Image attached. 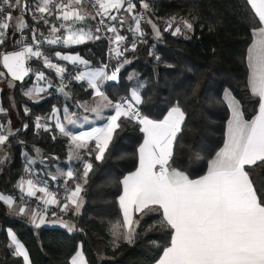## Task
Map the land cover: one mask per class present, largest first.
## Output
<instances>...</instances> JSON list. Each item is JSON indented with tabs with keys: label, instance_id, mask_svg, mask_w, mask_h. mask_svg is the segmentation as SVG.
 Wrapping results in <instances>:
<instances>
[{
	"label": "snow or ice",
	"instance_id": "obj_1",
	"mask_svg": "<svg viewBox=\"0 0 264 264\" xmlns=\"http://www.w3.org/2000/svg\"><path fill=\"white\" fill-rule=\"evenodd\" d=\"M139 2L147 12L149 3L146 0ZM247 3L258 17V25L252 29L254 40L247 50L246 57L249 68L248 86L252 96L258 98V111L250 121L246 120L240 102L226 89L223 100L228 104L231 117L227 123L223 147L209 162L206 175L199 179H189L182 171L170 165L174 143L182 131L185 119V113L179 104L174 105L162 120H152L142 115L138 105L143 103L140 95L143 84L137 80L135 73L128 76L129 81L137 80L128 97L113 102L103 90L105 82L117 81L121 69L131 63L124 57V53L129 50L134 52L137 42H146L142 22L151 25L157 39L161 37L160 27L142 13L136 12L133 0H94L95 14L81 10L83 0H35L34 6L29 5V0H0V44L5 42L9 22L13 19L12 13L17 10L20 12L15 18V30L21 34V39L17 41L20 48L3 54L0 58L3 67L12 77L9 87H15L14 81H24L31 73L36 82L24 90V95L29 99H42L41 94H49L48 89L52 88L67 99H72L68 83L73 80L85 82L98 99L91 106L87 101L77 100L75 107L95 114L97 119H105L103 112L107 108L114 112L106 117L107 122L103 127L93 128L78 135L73 134L68 126L89 122L88 115L80 117L65 106L61 119V109L53 106L50 116H37L35 127L45 132L51 131L53 125L42 121H55V129L69 140V161L79 160L82 173L70 167L66 171L57 168L55 174L47 173L53 181L63 178L66 195L61 201L58 193L49 189L47 180H42L39 174L33 171L31 165L37 163L36 157H29L25 152V172L34 178L21 177L17 185L21 193L19 204L12 195L0 194V201L8 208L14 209L18 215L27 216L37 229L53 223L59 224L68 232L76 231L74 223L65 220L63 216L57 217L56 212H51L55 219L49 220V206H58L64 215H67L69 210L73 215L80 213L84 203V185L88 183L89 174L93 171V163L85 159V155L91 157L95 153L94 159L102 160L114 134L121 127V118H124L141 125L140 131L144 133V140L138 149V167L121 182L123 194L119 196L118 202L123 220L114 226L113 246L118 247L120 240L132 243L137 234L136 229L143 227L141 220L151 212H162L159 224L171 229V239L170 246L164 250L159 264H264V192H260L254 185L250 175L254 166L264 164V0H247ZM121 9L131 17L133 23L129 25V31L136 35L130 49L121 48L127 37L119 34L117 25L105 22L117 21L123 27L127 18L112 15L113 10L119 13ZM25 13H30L34 21H43L48 25L49 34L45 36L39 33L38 38L37 30L33 28L29 42L24 34L25 29L29 27L24 19ZM98 16V23L103 26L104 31L114 34L109 38L110 43L115 45L110 51L114 53L118 63L113 66L111 72L108 71V64L92 68L90 62L78 54L42 50L45 43L50 46H72L101 39L98 35L101 27L89 26L87 23L88 20H96ZM48 17H54L59 23H53ZM165 24V31L172 30L175 25L171 32L173 36L180 35L185 30L190 32L194 27L190 20H178L176 17L169 18ZM33 58L42 63L43 68L54 70L60 80L58 86L40 67L33 69L31 64L27 63ZM53 58L70 62L73 71L68 72L66 66L53 63ZM81 66L85 70H78ZM3 76L4 73L0 72V77ZM66 79L68 83H65ZM28 112L26 107L25 114ZM0 114L7 115V109L2 105ZM24 127L27 128V125ZM15 135L10 120L6 124L0 123V164L6 162L7 154L4 149L10 138ZM53 138L55 139V136ZM34 151L37 157H40V162L47 159L39 148ZM78 175L82 182H75L74 187H69L68 182L76 181ZM37 193L42 195L37 196ZM26 197L39 201L36 208L28 205ZM134 213L141 216L136 218ZM155 227L150 225L148 231L154 230ZM7 237L10 241L8 248L13 254L22 258L23 264H31L29 252L16 234L9 229ZM71 264H88L82 249L72 256Z\"/></svg>",
	"mask_w": 264,
	"mask_h": 264
},
{
	"label": "trees",
	"instance_id": "obj_2",
	"mask_svg": "<svg viewBox=\"0 0 264 264\" xmlns=\"http://www.w3.org/2000/svg\"><path fill=\"white\" fill-rule=\"evenodd\" d=\"M146 2L157 19L162 16L187 17L194 25L193 30L173 36L161 28V37L157 39L151 26L143 22L146 42L137 45L134 52H125L124 56L131 63L121 69L118 81L107 82L105 91L114 101L129 96L138 80L143 84L140 89L142 115L157 120L179 104L186 117L174 143L170 165L192 178L198 177L207 172L210 160L224 143L230 115L228 104L223 100L224 90L229 88L238 98L246 119H252L258 111V98L252 96L248 86L246 59L258 17L247 0ZM26 21L29 27L24 34L28 41H31V29L35 28L38 34L45 30L43 21H34L30 13H26ZM17 41L13 36L6 39L0 44V55L3 51L19 48ZM53 49L77 52L91 66H99L106 61L107 41L101 37L80 45L48 47L49 51ZM32 67H40L54 84H59L54 70L43 68L35 58ZM66 67L68 72L73 71L72 64H66ZM132 73L136 74L137 80H128ZM65 75L67 77L68 73ZM33 80L34 75H31L28 81L17 82L12 91L3 90L4 106L12 108L17 119L12 124L16 135L10 138L4 149L7 160L0 164V191L16 199L20 197L17 183L27 175L25 152L32 154L34 148L39 147L47 157L48 166L54 169L56 165L68 166V138L56 130L35 132L34 129L35 116L48 117L53 106L62 105L65 98L52 88L40 101L29 99L21 85ZM65 83H68L67 79ZM68 88L73 103L90 97L92 93L85 82L73 80L68 83ZM26 107L28 114H25ZM26 121L29 124L23 129ZM120 124L104 158L97 161L94 154L89 157L93 171L84 185L83 206L78 215L68 214L76 231L43 225L37 229L27 216L12 212L0 201V264H23L22 258L16 257L8 248V228H12L26 246L31 264H71V258L80 246L88 264H155L161 257L171 239V229L159 224L162 212H151L141 220L143 227L136 229L132 243L120 240L118 247L112 244L111 227L123 220L118 202L123 189L121 182L127 173L137 168L138 148L144 139L137 122L121 118ZM56 157L58 159H52ZM48 166L41 164L44 174L48 172ZM250 175L254 185L264 192V164L254 166ZM140 216L139 213L135 215L136 218ZM150 225H155V229L148 231Z\"/></svg>",
	"mask_w": 264,
	"mask_h": 264
},
{
	"label": "crops",
	"instance_id": "obj_3",
	"mask_svg": "<svg viewBox=\"0 0 264 264\" xmlns=\"http://www.w3.org/2000/svg\"><path fill=\"white\" fill-rule=\"evenodd\" d=\"M139 3V2H138ZM138 3H136V9H135V11L136 12H138V13H141V10H143V12H142V14L147 18V19H149V16H150V14H152L153 13V10H152V7L150 6L149 7V9L147 10V12H145V10L141 7V5H140V3L138 4ZM148 3V2H147ZM34 4H35V0H30L29 1V5L30 6H34ZM81 7V10L82 11H87V12H90V13H92V11H91V8L89 7V5L87 4V3H85L84 1H83V4L80 6ZM254 10V9H253ZM152 12V13H151ZM254 12H255V10H254ZM93 14V13H92ZM12 15H13V19H12V21H10L9 23H10V27H9V29L7 30V34H6V38H5V40L6 39H8V38H10V39H12V36L13 37H16L17 39H18V41L20 40V33H18V32H16V30H15V22H16V17L18 16V15H20V12L17 10V11H14L13 13H12ZM31 15V14H30ZM112 15H117V16H123V17H126L127 18V22L124 24V25H130V24H132L133 22H132V20H131V17H128V15H127V13H125L124 12V10L123 9H121L120 10V12L119 13H117L115 10H113L112 11ZM32 16V15H31ZM24 19H25V21H26V13H25V15H24ZM48 19L50 20V21H52L53 23H57L58 24V22L57 21H55L54 20V17H48ZM89 22H91V21H93V20H88ZM27 22V21H26ZM110 23L111 24H118L117 23V21H110ZM143 23V22H142ZM160 24H162V23H160ZM45 25V24H44ZM151 26V25H150ZM141 27H142V29H143V31H144V33H145V28L142 26V24H141ZM117 28H119V27H117ZM152 28V27H151ZM48 29H49V26L48 25H45V30L42 32L45 36H47L48 34H49V31H48ZM163 29H165L164 27H163ZM160 30H161V27H160ZM62 32H63V30H62ZM66 34V33H65ZM131 43H132V41L133 40H136V35L135 34H133V33H131ZM253 40H254V37H253V39H252V41H251V43L253 42ZM141 42H137V45H139ZM251 43H250V45H251ZM58 45H63V44H57V45H52V46H50V45H48V44H44L43 45V49L42 50H45V51H49L48 50V47H55V46H58ZM249 45V46H250ZM249 46H248V48H249ZM53 50H56V49H53ZM248 50V49H247ZM57 51H60V50H57ZM62 52V51H61ZM62 54H78L79 56H81L79 53H77V52H71V51H69V52H62ZM82 57V56H81ZM125 57V56H124ZM83 58V57H82ZM84 59V58H83ZM121 59H123V57L121 58ZM86 60V59H85ZM53 63H58L59 65H61V66H66V64H71L70 62H67V61H58L57 59H55V58H53V61H52ZM117 63H118V61L116 60V59H113L108 65L110 66L109 67V69H108V71L109 72H111V70H113V66H115V65H117ZM103 64H105V62L103 63ZM102 64V65H103ZM102 65H99V66H91L92 68H96V67H100V66H102ZM33 69H34V67H32ZM249 69V68H248ZM80 70H85L83 67L80 69ZM0 72H2V73H4V75H5V77H6V72H5V70L3 69V67H1L0 66ZM9 77V76H8ZM248 77H249V73H248ZM0 78H2V77H0ZM12 79V78H11ZM118 80H119V75H118ZM117 80V81H118ZM17 82L18 81H15V85L17 84ZM107 82H109V81H107ZM107 82H105V84H104V87H103V90L105 91V86H106V84H107ZM35 83V81L33 80L32 82H31V86L33 85ZM22 87V86H21ZM28 87V86H27ZM5 89H1L0 88V91H2L3 92V90H6V89H9L10 91H12V89H14V87H9V85H6L5 87H4ZM24 92V91H23ZM105 93H106V91H105ZM107 94V93H106ZM224 94H225V90H224ZM42 96H43V98H44V94H41ZM64 96V95H63ZM232 96H234V94L232 93ZM237 100H238V98L236 97V96H234ZM42 98V99H43ZM64 98H65V102L62 104V105H56L55 107L56 108H59V109H61V113H60V115H61V119H63V111H62V109L65 107V106H68L69 108H70V110L71 111H75L77 114H78V116H80V117H82L83 115H88L89 116V122H87V123H83V122H81V123H78L76 126H71V125H69L68 126V128H69V130L73 133V134H80L81 132H87V131H91L93 128H97V127H103L104 126V124L107 122L106 121V117H108L109 115H111V114H114V112H113V110L111 109V108H107V109H105L104 110V112H103V117H105V119H97V118H95V114H93V113H91V112H84V110L81 108V109H77L76 107H75V103H73L72 102V100L71 99H67L65 96H64ZM110 98V97H109ZM98 98L97 97H95L94 96V93H93V90H92V93H91V96L90 97H88V98H85V99H81V100H79V101H81V102H84V101H87L88 103H89V106H91L92 104H94L95 103V101L97 100ZM32 100H34V101H40L41 99H37V98H34V99H32ZM239 101V100H238ZM114 102V101H113ZM240 102V101H239ZM241 105V104H240ZM173 107V106H172ZM171 107V108H172ZM170 108V109H171ZM242 108V107H241ZM5 109H7V115H2V114H0V122L1 123H7V121H9L10 120V122H11V128H12V124H13V122L17 119V116H15L16 114H15V111L12 109V108H10V109H8V108H6L5 107ZM170 109L168 110V111H170ZM182 109V108H181ZM168 111H167V113H166V115L168 114ZM182 111L184 112V110L182 109ZM52 113V112H51ZM185 113V112H184ZM51 115V114H50ZM49 115V116H50ZM165 115V116H166ZM144 116H146V115H144ZM164 116V117H165ZM148 117V116H147ZM164 117L162 118V119H164ZM185 117H186V114H185ZM230 117H231V111H230V115H229V118H228V120L230 119ZM149 119H152V120H157V119H153V118H151V117H148ZM162 119H158V120H162ZM246 119V118H245ZM185 120V119H184ZM228 120H227V123H228ZM246 120H248V119H246ZM251 120V119H250ZM249 120V121H250ZM46 123H48V124H51V125H53V127H52V130H56V132H58V130L57 129H55V127H54V124H55V121L54 120H47V122ZM227 123H226V129H227ZM140 128H141V125H140ZM59 133V132H58ZM225 138H226V134H225ZM144 140V139H143ZM224 141H225V139H224ZM142 143H143V141H142ZM141 143V144H142ZM140 144V145H141ZM224 144V143H223ZM223 144H222V146H221V148L223 147ZM92 145L90 144V147H91ZM35 148H39V147H35ZM34 148V149H35ZM220 148V149H221ZM40 149V152H41V154L43 155V157H45L44 156V154H43V150L41 149V148H39ZM139 149V148H138ZM173 149H174V147H173ZM219 149V150H220ZM218 150V151H219ZM68 152H69V145H68ZM94 155H95V153H93ZM82 155H83V152H82ZM28 156L29 157H36V159H37V163H35V164H33V165H31V167H32V169H33V171L34 172H36V173H38L39 174V176H40V178H45V179H47L48 181H49V184H48V187H49V189L53 192V188H54V186L55 185H58L59 186V188H60V193H59V195H58V198L61 200V201H63V198H64V196L66 195L65 194V185H64V182H63V178H61V179H58V180H56V181H53L52 179H51V176L50 175H47V173H52V174H55V172H56V169L57 168H63V169H65V171L70 167V168H74V166H76V164L79 162V160H72V161H69V159H68V155H67V159H66V162H67V164H68V166L67 167H63V166H60V165H56L55 166V168L56 169H54V168H52V167H50V166H48L47 164V162H46V159L43 161V162H40V157H37V154L35 153V151L32 153V154H30V153H28ZM215 156H216V154H215ZM215 156L212 158V159H214L215 158ZM25 157V156H24ZM47 158V157H46ZM85 158L86 159H89V157L88 156H86L85 155ZM138 159H139V153H138ZM211 159V160H212ZM210 160V161H211ZM41 164L42 165H45V166H48L47 167V170L46 171H48L47 173H43V168L41 167ZM209 165V164H208ZM138 167V166H137ZM172 167V166H171ZM173 168V167H172ZM175 169H177V168H175ZM136 170V169H135ZM135 170H133V171H131V172H129V173H127L125 176H127V175H129L130 173H132V172H134ZM178 171H182V170H180V169H177ZM185 175H187L188 177H189V179H199L200 177H202L203 175H206L207 174V172L206 173H204L203 175H200V176H198V177H194V178H192V177H190L186 172H184V171H182ZM79 173H82V169L79 171ZM25 178H34V177H29V174L27 173V175H25L24 176ZM21 180V179H20ZM20 180L18 181V183L20 182ZM75 182H82L81 180H80V178H79V175L77 176V179H76V181H69L68 182V184H72V186L74 187V183ZM18 183H17V185H18ZM0 194H5V195H11V194H9V193H4V192H2V191H0ZM123 194V189H122V193H121V195ZM20 195H21V193H20ZM40 195H42L41 193H37V196H40ZM13 196V195H12ZM13 198L16 200V203L17 204H19L20 203V201H19V199H16L14 196H13ZM39 203V201H37L36 200V198H31V200L28 202V205L31 207V208H36V206H37V204ZM51 206H54V207H57V210H58V213L56 212V211H53V212H56V214H57V217H59V216H63L64 217V219L65 220H68L70 223H74V221H73V219L72 218H69V213H72V211L71 210H69L68 211V213H67V215H64L61 211H60V208L58 207V206H56V205H51ZM12 212H14V213H16L15 211H14V209H10ZM136 215V213H134V216ZM49 220H52V219H55V218H53L52 216H51V211L49 210ZM45 226H59V224H53V223H48V224H46ZM115 226V225H114ZM61 227V226H60ZM12 230L14 233H15V231L12 229V228H8V230ZM111 229H112V227H111ZM120 231H122V229H120ZM112 232V231H111ZM16 234V233H15ZM113 235V234H112ZM16 236H17V234H16ZM17 238H18V240L21 242V243H23L20 239H19V237L17 236ZM24 244V243H23ZM25 246V245H24ZM169 247V246H168ZM25 248H26V246H25ZM27 249V248H26ZM82 249V247L80 246L79 248H78V250L77 251H79V250H81ZM76 251V252H77ZM82 251H83V249H82ZM83 253H84V251H83ZM163 254H164V252L162 253V255H161V257L155 262V264H159V261H160V259L163 257ZM75 255V254H74ZM85 255V254H84ZM85 258H86V256H85ZM87 260V259H86ZM31 261V260H30ZM88 262V261H87Z\"/></svg>",
	"mask_w": 264,
	"mask_h": 264
},
{
	"label": "built area",
	"instance_id": "obj_4",
	"mask_svg": "<svg viewBox=\"0 0 264 264\" xmlns=\"http://www.w3.org/2000/svg\"><path fill=\"white\" fill-rule=\"evenodd\" d=\"M85 3H87L88 5H89V7L91 8V10H92V12H94V14H95V11H96V8L95 7H93V3H94V0H83ZM139 2V0H133V3H138ZM171 17H176L178 20L180 19V18H184V19H188V20H190L189 18H187V17H180V16H170V17H166L167 18V20L169 19V18H171ZM99 19H100V17L98 16L97 18H96V20H93V21H91V22H89V21H87V23H88V25L89 26H98V27H101V32L100 33H98V35H100L101 37H104L105 39H106V41H107V50H106V61H105V64H109L113 59H115L114 58V53L113 52H111L110 51V49L111 48H114L115 47V45H113V44H111L110 43V40H109V38L110 37H113V33H109V32H106V31H104V29H103V26L102 25H99V23H98V21H99ZM191 21V20H190ZM106 23H109V21L108 20H106L105 21ZM192 22V21H191ZM59 23V22H58ZM117 25V27H119L118 28V31H119V34L120 35H123V36H125V37H127V39H126V41L121 45V48L123 49L124 47H128L129 49H130V46H131V41L129 40V34L131 33L130 31H129V25H125V27H121L120 25H118V24H116ZM124 26V25H123ZM166 27V24H165V26H164V28ZM174 27H175V25L173 26V29L172 30H174ZM172 30H169L170 32H172ZM183 34V33H182ZM38 38H40V36H39V34H38ZM20 39H21V34H20ZM30 42V41H29ZM125 54V53H124ZM35 68H37V67H34V69ZM46 74V73H45ZM46 76H48L47 74H46ZM34 81L36 82V80H35V76H34ZM54 83V82H53ZM55 85H59V84H55ZM49 90V89H48ZM125 97H128V96H124V97H121V98H119L118 100H120V99H122V98H125ZM117 101V100H116ZM0 105H2L4 108H5V106H4V102H3V92L2 91H0ZM138 107H139V110H140V112H141V114H142V108H141V105H138ZM38 116H40V117H45V116H41V115H38ZM37 117V116H36ZM35 117V118H36ZM35 118H34V121H35ZM42 122H44V123H46L47 122V120H44V121H42ZM1 123V122H0ZM34 129H35V132H40V131H42L43 129H36V127H35V123H34ZM86 159V158H85ZM82 169V164H81V162L79 161L77 164H76V166H74V168H73V170L74 171H77V172H79L80 170ZM42 180H47V179H45V178H41ZM47 182H48V184H49V181L47 180ZM68 186L69 187H72L70 184H68ZM53 192H55V193H58V195H59V193H60V188H59V186L58 185H55L54 186V188H53ZM66 194V193H65ZM28 202L31 200V198H25ZM50 208H51V206H49V210H50ZM51 211V210H50ZM51 212H53V211H51Z\"/></svg>",
	"mask_w": 264,
	"mask_h": 264
},
{
	"label": "rangeland",
	"instance_id": "obj_5",
	"mask_svg": "<svg viewBox=\"0 0 264 264\" xmlns=\"http://www.w3.org/2000/svg\"><path fill=\"white\" fill-rule=\"evenodd\" d=\"M92 11V10H91ZM93 14H94V12H92ZM152 13V12H151ZM149 19H151L153 22H155L159 27H161V28H163L164 26H165V22L167 21V18L165 17V16H162V17H160V20L159 19H157V16L154 14V13H152V14H150V16H149ZM109 23H110V21H109ZM160 23H162V24H160ZM119 25V24H118ZM149 26H150V24H149ZM123 27H125V25L123 26ZM132 33V32H131ZM131 33L129 34V39H131ZM183 34H187L188 33V31H183L182 32ZM10 81H12V79L10 78V77H5V75L2 77V78H0V88L1 89H5L4 87L6 86V85H9V82ZM14 83H15V81H14ZM22 86V90L24 91L25 90V88L28 86V87H30L31 86V82H29V83H24V84H22L21 85ZM227 90H229L230 92H231V94H232V91L229 89V88H226ZM225 89V90H226ZM124 97V96H123ZM121 98V97H120ZM119 99V98H118ZM117 99V100H118ZM116 100H114V102H115ZM36 117V116H35ZM46 117V116H45ZM50 210L51 211H56L57 213H58V210H57V207H54V206H51V208H50ZM46 225V224H45ZM45 225H43V226H45ZM111 231H112V234H113V231H114V226L112 227V229H111ZM122 231H123V229H122ZM113 238H114V236H113Z\"/></svg>",
	"mask_w": 264,
	"mask_h": 264
},
{
	"label": "water",
	"instance_id": "obj_6",
	"mask_svg": "<svg viewBox=\"0 0 264 264\" xmlns=\"http://www.w3.org/2000/svg\"><path fill=\"white\" fill-rule=\"evenodd\" d=\"M142 12H143V10H141V13H142ZM19 48H20V47H19ZM19 48H17V49H12V50H6V51H3V52L1 53V55H0V58H2V55H3V54H6V53L11 52V51H13V50H19ZM0 63H1V66L3 67L2 62H0ZM27 63H30V64H31V67H32V60L28 61ZM3 69L5 70V72L7 73V75H8L10 78H12L11 75L8 74L7 69L4 68V67H3ZM31 75H32V74L30 73V75H29L28 77H26L24 81H28V80L31 78ZM24 81H18V82H24ZM28 124H29V123H28L27 121L24 123V125H27V126H28ZM23 129H25L24 126H23Z\"/></svg>",
	"mask_w": 264,
	"mask_h": 264
}]
</instances>
